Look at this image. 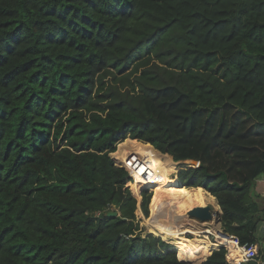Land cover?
<instances>
[{
  "label": "trees",
  "instance_id": "16d2710c",
  "mask_svg": "<svg viewBox=\"0 0 264 264\" xmlns=\"http://www.w3.org/2000/svg\"><path fill=\"white\" fill-rule=\"evenodd\" d=\"M162 174L258 241L264 0H0V264H230L143 235Z\"/></svg>",
  "mask_w": 264,
  "mask_h": 264
},
{
  "label": "bare ground",
  "instance_id": "6f19581e",
  "mask_svg": "<svg viewBox=\"0 0 264 264\" xmlns=\"http://www.w3.org/2000/svg\"><path fill=\"white\" fill-rule=\"evenodd\" d=\"M157 182L161 188L165 187L167 183L166 178L163 174L158 176ZM182 188L185 187H176V189H182ZM208 201H213V197L207 196L203 188L189 189L186 192H184V195L182 197L179 196L174 198H163L162 204L160 206V210H156L154 213V219L156 222L153 224H146V225L149 227L150 233H159V234H161V230H163V231H170L169 233L179 232V235L183 236L187 232H189L187 229L191 227H194L200 235L207 232H211L214 228L213 226L214 222H212L211 224L212 228L206 229L204 228L205 224L204 225L198 224L188 217L189 211H191L193 208L198 206L209 205L207 203ZM161 211H164L166 214L173 216L178 221V223L176 225L170 223L160 224L163 221V216L161 215ZM170 225H173V228H171ZM213 236L216 238V243L213 244L218 246L227 245L230 247V249H232V246H230L231 241L229 239L225 240V237L221 233V228L219 225H217V231ZM233 253L235 256V252Z\"/></svg>",
  "mask_w": 264,
  "mask_h": 264
},
{
  "label": "rangeland",
  "instance_id": "374dc122",
  "mask_svg": "<svg viewBox=\"0 0 264 264\" xmlns=\"http://www.w3.org/2000/svg\"><path fill=\"white\" fill-rule=\"evenodd\" d=\"M117 150H118V148H117ZM115 154V153H114ZM129 161V160H128ZM116 164H118V163H116ZM131 164V163H130ZM169 164H173V161L170 159L169 160ZM124 166H126V170L128 171V170H130L129 169V166L128 165H124ZM183 168H185V165L184 164H177V171L175 172V174L173 175L174 176V178H177V176H178V171L179 170H181V169H183ZM132 179H133V181L131 182V183H133L134 185H135V183H134V178L132 177ZM166 182H167V180H166ZM180 183V182H179ZM157 184H158V182H157ZM169 184H167L166 183V186L165 187H163V188H161L159 185H158V187L160 188V191H159V198H160V201H161V204H162V199L163 198H174V197H182L183 195H184V192H186L187 190H189V188H182V189H176V186L177 187H180V185L177 183V184H173V185H176V186H172L171 185V187H169L168 186ZM128 186L130 187V189H131V191H132V193L134 194V196L138 199V201H139V204L142 202V192L144 191V190H148V192L153 196L154 195V193H155V189L153 188V189H151V188H143V189H141L140 190V192H139V194L138 195H136L135 193H134V187H133V185H131V184H128ZM206 194H207V196H210V193H208L207 191L205 192ZM140 194H141V196H140ZM161 196V197H160ZM151 199H152V197H151ZM209 205H213L214 206V208L215 209H217V210H219V207L217 206V202H216V200H213V201H208L207 202ZM150 204V203H149ZM161 206V205H160ZM217 206V207H216ZM140 207V206H139ZM158 207V205H157V203H156V208ZM151 208V210H155L156 208H154L153 206H151L150 207ZM150 208H149V215H150ZM139 211V220H140V225H141V228L143 229V235L144 236H147L148 234H152V235H154V236H165V237H173V236H175V235H178L179 234V232H174V233H169L170 231H163V230H161V234H159V233H150V229H149V227L146 225V219L148 218H146L145 217V215L143 214V211L141 210L140 211V208L138 209ZM158 210H160V207H159V209ZM155 213V212H154ZM161 215L163 216V221L160 223V224H164V223H170V224H174V225H176L177 223H178V221L173 217V216H170V215H168V214H166L164 211H161ZM156 221H155V219H154V214H153V221L151 222V223H149V224H153V223H155ZM176 222V223H175ZM219 226H220V228L222 227V225H220V224H218ZM169 226V225H168ZM168 226H167V228H168ZM213 226H214V230H213V232H212V235H215V233H216V231H217V223H213ZM170 227L171 228H173V225H170ZM222 229V228H221ZM188 231L189 230H195L196 231V234H197V236H194V235H192V234H189V236H187L188 238H190V239H194V238H201V239H205L206 241H208L207 240V235L206 234H208L209 232H207V233H204V234H202V235H200L198 232H197V230L194 228V227H191V228H188L187 229ZM185 235H187V234H185ZM184 235V237H186ZM160 238V237H159ZM211 240H212V242L213 243H215L216 242V238L214 237V236H212L211 238H210ZM166 242V241H165ZM208 242H210V241H208ZM211 242V243H212ZM166 243H168L169 245H171L173 248V250L174 251H176V247L173 245V244H171V243H169V242H166ZM176 255H177V257H178V253H177V251H176ZM179 259V258H178Z\"/></svg>",
  "mask_w": 264,
  "mask_h": 264
},
{
  "label": "built area",
  "instance_id": "2783aa9c",
  "mask_svg": "<svg viewBox=\"0 0 264 264\" xmlns=\"http://www.w3.org/2000/svg\"><path fill=\"white\" fill-rule=\"evenodd\" d=\"M132 167V164L131 166L129 165V169H131ZM128 172L131 175V172L129 170ZM221 231L225 233V235H223L225 237V240L229 239L231 241L230 246H232V249H230V247L227 245L220 246V249L225 248V250L227 251L226 257L227 261L230 264H242L249 262L264 264V259L260 258V246L258 242L242 245L236 237L224 232L222 229ZM233 252H235V256Z\"/></svg>",
  "mask_w": 264,
  "mask_h": 264
},
{
  "label": "water",
  "instance_id": "95a60500",
  "mask_svg": "<svg viewBox=\"0 0 264 264\" xmlns=\"http://www.w3.org/2000/svg\"><path fill=\"white\" fill-rule=\"evenodd\" d=\"M112 158L116 162V160L114 158V154H112ZM177 164H184V165H188V167H191V168H197V167H199L200 163L198 161H195V160H189V161H184V162H177ZM118 166H120L122 168H126V166H124V165H118ZM180 186L184 187L182 184H180ZM140 196H141V194H140ZM118 215L119 214L117 212H108L107 213V216H109V217H117ZM221 216H222V210L220 209V206H219V211H215L211 205L195 207L191 211H189V213H188V217L190 219L195 220L201 224H210L212 222H215V223L221 225ZM221 233L223 235H225V233H223L222 231H221ZM207 259L205 260V262L207 261ZM180 261H182V260H180ZM182 262H185V261H182ZM185 263L192 264L189 262H185Z\"/></svg>",
  "mask_w": 264,
  "mask_h": 264
},
{
  "label": "crops",
  "instance_id": "0c3cea01",
  "mask_svg": "<svg viewBox=\"0 0 264 264\" xmlns=\"http://www.w3.org/2000/svg\"><path fill=\"white\" fill-rule=\"evenodd\" d=\"M177 180H178V178H177ZM179 181V180H178ZM181 184V183H180ZM190 189H194V188H190ZM206 192V191H205ZM254 192L257 194V195H259L261 198H262V200L264 201V177L263 178H261L260 180H258L256 183H255V186H254ZM210 196H212V195H210ZM213 197V196H212ZM213 200H216V202H217V206L219 207V204H218V201H217V199L215 198V197H213ZM213 208H214V206L213 205H211ZM262 207H264V203H263V206ZM220 209H221V207H220ZM214 210L215 211H219V210H217V209H215L214 208ZM222 210V209H221ZM139 211V210H138ZM137 211V216H138V218H139V212ZM140 211H141V209H140ZM192 220V219H191ZM194 222H196V223H198V224H201V223H199V222H197V221H195V220H193ZM212 223H210V224H202V225H204V228H206V229H210V228H212V225H211ZM218 225V224H217ZM214 230V229H213ZM213 230L211 231V232H209L208 234H206L207 235V240L208 241H210V242H212V240L210 239L213 235H212V232H213ZM186 237L187 236H189V234H187V235H185ZM188 238V237H187ZM190 239V238H189ZM257 239H258V243H259V246H260V258L261 259H264V222H262L261 224H260V227H259V230H258V233H257ZM213 243V242H212ZM216 243V242H215ZM243 264H256L255 262H249V263H243Z\"/></svg>",
  "mask_w": 264,
  "mask_h": 264
}]
</instances>
